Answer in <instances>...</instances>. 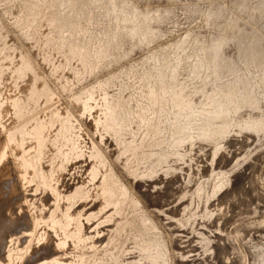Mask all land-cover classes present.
Wrapping results in <instances>:
<instances>
[{
    "label": "rangeland",
    "instance_id": "1",
    "mask_svg": "<svg viewBox=\"0 0 264 264\" xmlns=\"http://www.w3.org/2000/svg\"><path fill=\"white\" fill-rule=\"evenodd\" d=\"M3 144L0 264H264V0H0Z\"/></svg>",
    "mask_w": 264,
    "mask_h": 264
},
{
    "label": "bare ground",
    "instance_id": "2",
    "mask_svg": "<svg viewBox=\"0 0 264 264\" xmlns=\"http://www.w3.org/2000/svg\"><path fill=\"white\" fill-rule=\"evenodd\" d=\"M6 145L7 144L2 145V148H3L2 150L4 152L1 154L0 163L3 162V160H4L3 155L5 154L6 149H7ZM19 147H20L19 145L16 146L14 148V150L18 151ZM24 162H25L24 160L21 161L19 159H16V163H14L13 166L19 172H22L24 170ZM4 176H5V178H4ZM26 185H27V182H26V177L24 175L21 176V179L19 181H17V183L16 182L13 183V182H11V178L7 177V175L0 172V197H5V198H3V201H5V202H7L9 200V205H7L6 211L9 212L10 215H11V211H13L12 206L14 205V207H15V204H17L19 202V199L21 198V196H23L25 194ZM6 215H7V213H6Z\"/></svg>",
    "mask_w": 264,
    "mask_h": 264
}]
</instances>
